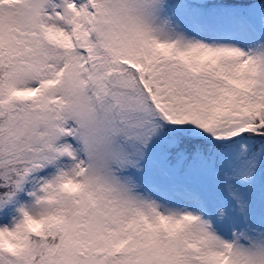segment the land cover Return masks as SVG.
Masks as SVG:
<instances>
[{
  "label": "snow or ice",
  "instance_id": "1",
  "mask_svg": "<svg viewBox=\"0 0 264 264\" xmlns=\"http://www.w3.org/2000/svg\"><path fill=\"white\" fill-rule=\"evenodd\" d=\"M0 264H264V0H0Z\"/></svg>",
  "mask_w": 264,
  "mask_h": 264
}]
</instances>
